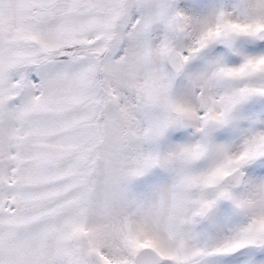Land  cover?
<instances>
[{
  "label": "snow or ice",
  "instance_id": "obj_1",
  "mask_svg": "<svg viewBox=\"0 0 264 264\" xmlns=\"http://www.w3.org/2000/svg\"><path fill=\"white\" fill-rule=\"evenodd\" d=\"M0 264H264V0H0Z\"/></svg>",
  "mask_w": 264,
  "mask_h": 264
}]
</instances>
